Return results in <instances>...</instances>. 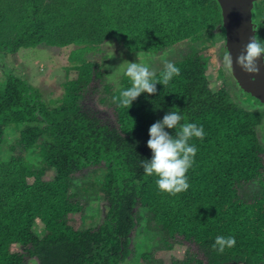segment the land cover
I'll use <instances>...</instances> for the list:
<instances>
[{
  "label": "trees",
  "instance_id": "16d2710c",
  "mask_svg": "<svg viewBox=\"0 0 264 264\" xmlns=\"http://www.w3.org/2000/svg\"><path fill=\"white\" fill-rule=\"evenodd\" d=\"M218 6L217 0H0L1 54L40 44L75 46L67 58L75 62L64 68L74 74L64 76L59 97L44 99L38 86L10 72L0 85V150L6 129L17 133L7 159L0 156V264H264V139L258 133L264 104L238 85L209 87L205 59L213 45L207 41L220 30L225 37ZM252 21L264 40V0L253 6ZM114 38L129 52L189 49L172 61L180 75L166 87L157 84L154 95L142 93L129 109L113 99L131 86L126 67L115 82L106 60L83 56ZM163 67L155 68L158 77ZM235 90L257 106L235 101ZM102 107L111 118L101 117ZM170 110L205 132L203 140L190 141L198 149L187 173L190 187L176 195L161 192L158 177L141 166L152 157L150 126ZM32 149L36 161L25 156ZM50 168L52 177L43 179ZM85 169L103 170L97 186L84 182L71 190L74 173ZM90 191L105 203L100 221L70 225ZM131 233L148 240L142 250H131ZM217 236H234L236 245L214 251ZM176 243L185 245L182 257L154 258Z\"/></svg>",
  "mask_w": 264,
  "mask_h": 264
},
{
  "label": "rangeland",
  "instance_id": "374dc122",
  "mask_svg": "<svg viewBox=\"0 0 264 264\" xmlns=\"http://www.w3.org/2000/svg\"><path fill=\"white\" fill-rule=\"evenodd\" d=\"M260 1V0H258ZM256 1L255 4L258 2ZM208 43H212L213 48L211 49V55L209 52L208 57L205 59L206 70L209 87L211 91H215L220 88L223 83L230 84L232 86L238 85L236 82H233V78L230 74H226L222 64V55L225 48V37L221 30L214 34L213 38L207 41ZM206 44V42H204ZM207 43V44H208ZM192 45V44H190ZM74 45L69 46V48H63L60 46H45L43 44L36 46H28L27 48H22L17 50L14 54L0 52V85L3 86L5 79L7 77V73H13L25 78L26 81H29L31 84L38 86L42 97L46 100L55 99L61 95V81H63L64 76H72L74 73L71 69L70 71L65 72L64 68L68 70L70 68V64L73 63L74 60H68V53ZM170 52L167 53H158L153 54L146 52H129L124 45L119 43L117 39H111L106 43L96 45L91 48H86L83 50V56L87 60H97L98 62L102 60L104 61V69L106 70L107 76L109 79H113L115 82L117 81V75L121 70H123L127 65L125 61L129 62H138V55L142 62L148 64L153 70L155 68L164 65L165 61H173L181 56H183L186 51L189 49L188 44L182 46H176L169 48ZM75 62V61H74ZM224 77V78H223ZM232 81V82H231ZM235 90L233 92V98L235 101L240 102L241 104H249L251 107L257 106L256 103L251 102L249 97L244 93H238ZM262 109V107H260ZM101 117L103 118H111V111L107 108L101 109L99 112ZM258 129V128H257ZM260 139H264V125L263 129L259 128ZM17 133L13 127H9L6 129L4 133V142L2 144V150H0L1 158L7 159L9 155V151H7L6 146L16 139ZM34 150V149H32ZM31 150V151H32ZM27 152L25 156L36 161L38 160L37 154L35 150L33 152ZM54 169H48L44 175L43 179H50L54 173ZM103 170H96V172H90L89 169H85L84 172H75L73 175L74 182H72L71 190L77 192L79 191V187L82 183L85 185L92 184V187H96ZM94 177V178H93ZM95 184H94V183ZM96 191H90L88 195H85L84 198L86 200L85 209L82 213L76 212L72 213V215L68 218V223L73 226H88L94 225L98 221H100V216L105 212V203L101 199L100 194H95ZM145 221L140 220L139 225H144ZM35 225L37 227H42L41 222L36 220ZM131 250L138 248V250H142L141 246L142 241H148L145 237L139 235L136 236L134 233H131ZM186 244V243H185ZM190 246V245H189ZM192 250H194V246H190ZM11 249L18 250L19 245H12ZM185 245L174 244L173 249L167 250H157L154 253V258L156 256H161V260L164 263H167L168 257L170 255L180 258L184 255ZM130 258V256H128ZM33 264L35 262L33 261ZM125 264V263H124ZM129 264H136L135 260Z\"/></svg>",
  "mask_w": 264,
  "mask_h": 264
},
{
  "label": "clouds",
  "instance_id": "9594fccd",
  "mask_svg": "<svg viewBox=\"0 0 264 264\" xmlns=\"http://www.w3.org/2000/svg\"><path fill=\"white\" fill-rule=\"evenodd\" d=\"M262 59H264V40L259 36H251L239 55L235 57V64L245 73L259 75ZM125 62L127 66L124 75L128 77L131 86L121 90L119 97L113 99L119 106L129 109L142 93L154 95L157 93V84L166 87L174 77L180 75V68L171 61L164 62L159 77L156 71L140 60L139 55L138 62ZM222 64L226 74L234 72V58L227 48L222 55ZM166 129H174L175 135ZM149 136L147 146L152 152V157L141 161L144 173L147 176L158 177L156 184L161 192L176 195L187 191L190 187L187 173L193 167L198 151L190 141L194 138L204 139L203 126L189 123L179 111L170 110L161 120L150 126ZM235 245L234 236H217L212 248L223 253L226 248Z\"/></svg>",
  "mask_w": 264,
  "mask_h": 264
},
{
  "label": "water",
  "instance_id": "95a60500",
  "mask_svg": "<svg viewBox=\"0 0 264 264\" xmlns=\"http://www.w3.org/2000/svg\"><path fill=\"white\" fill-rule=\"evenodd\" d=\"M257 0H217L220 24L225 31V48L234 58V72L230 74L236 84L252 98L264 104V59L260 61L259 75L245 73L235 64L249 37L258 36L257 25L252 21V8Z\"/></svg>",
  "mask_w": 264,
  "mask_h": 264
},
{
  "label": "flooded vegetation",
  "instance_id": "af4514ba",
  "mask_svg": "<svg viewBox=\"0 0 264 264\" xmlns=\"http://www.w3.org/2000/svg\"><path fill=\"white\" fill-rule=\"evenodd\" d=\"M258 1V0H257ZM257 29H258V26H257ZM258 31H259V29H258Z\"/></svg>",
  "mask_w": 264,
  "mask_h": 264
}]
</instances>
